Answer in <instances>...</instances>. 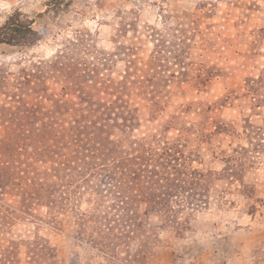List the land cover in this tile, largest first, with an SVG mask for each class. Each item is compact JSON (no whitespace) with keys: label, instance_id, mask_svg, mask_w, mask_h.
Segmentation results:
<instances>
[{"label":"rangeland","instance_id":"rangeland-1","mask_svg":"<svg viewBox=\"0 0 264 264\" xmlns=\"http://www.w3.org/2000/svg\"><path fill=\"white\" fill-rule=\"evenodd\" d=\"M16 11L37 38L0 44V140L22 138L5 162L39 180L50 116L87 118L140 156L132 166L174 168L184 190H171L169 217L142 197L135 226L119 228L97 215L114 212L94 178L56 192L54 219L46 200L19 210L13 187L0 264H264V0H0V25Z\"/></svg>","mask_w":264,"mask_h":264},{"label":"trees","instance_id":"trees-1","mask_svg":"<svg viewBox=\"0 0 264 264\" xmlns=\"http://www.w3.org/2000/svg\"><path fill=\"white\" fill-rule=\"evenodd\" d=\"M36 36L37 32L33 28V20L25 18L19 11L13 12L0 25V44H31L36 40ZM50 117V121L48 122L49 127L46 131L47 146L45 151L46 153L52 154V156H49L51 159H48L52 164L44 171L43 176L40 177L39 180L30 177H22L24 171L18 169L17 163V165L10 164L8 161L5 162L4 160L5 153L9 156L11 151H18V141L22 139L20 134L10 133L0 140V149L3 151L0 152V159H2L0 160V196L2 192H9L15 187L16 194L20 197L18 202L20 205L19 210L24 208L23 211L25 212H27V208L30 209L35 204H41V202L46 200L49 203L47 204L50 210L49 215L54 219L55 213L57 212V203L60 202L58 199L60 196L56 195V192L58 190L63 192L62 196H64V200H66L69 198L67 193L72 194L80 187V184H76L72 187L73 183L80 180L82 188H84L83 185L86 184V177H88L95 179V181L89 179L88 182L99 200L108 198V196L110 197L108 209L114 212L113 214H108L107 211H104L102 215L98 212L97 215L102 216L103 219H106V217L112 218V222L119 228H131V226H135L137 216L135 214V217H133L135 213L134 208L142 201V197L153 202V208L161 213L165 212L163 215L169 217V214L173 210V205L170 202V197L172 195L171 190L174 188L184 190V188L178 184L174 168L172 169L173 172H170L167 170L160 171L158 169V164H154V166L152 164H147L142 167L132 166V161L136 162L137 159H140V156L132 160L122 138L116 137L112 139V137H107L104 138V140L100 138V133L98 132H109L108 124L99 127L95 126L99 128L95 129L92 124V119L85 118L82 120L83 123L80 122L81 120L76 119L72 123H65L61 121L60 118ZM87 127H93L91 133L95 136L93 138H87L88 146H85L80 135L84 134V129ZM79 141H81L83 145H78ZM93 144L99 147L95 148ZM253 145L257 146L259 143ZM82 148L92 156L85 155ZM100 149H102L103 152L99 153ZM65 150H69L68 154H66L67 152L64 153ZM95 150H98V156H95ZM150 152L151 149L149 148L146 154L148 155ZM95 157L99 158V160H105L106 162H97L95 161ZM58 158L62 160L57 161ZM76 159H78V164L75 163ZM65 169L70 173L68 179L66 181L62 180V178L58 179L60 178V173ZM18 171H20V173ZM16 172L18 176L14 175ZM137 172L140 174L138 175ZM179 175L181 177L188 176L187 172L183 170H179ZM14 176H16V180H13ZM77 176L79 177L77 178ZM54 177H57V180H54ZM139 179H141V181ZM62 181L63 183H61ZM182 181L184 184H191L189 180ZM162 183L167 186L169 192L166 193V196L159 197L161 194L156 192V188L158 186H165L162 185ZM70 187L72 188L69 189ZM60 199L62 200V198ZM190 203L191 201L188 202V204ZM0 206H4V204L0 202ZM97 206H100V203H98ZM97 206L95 205L94 208L96 209ZM4 208L9 207L5 206ZM162 209L163 212L161 211ZM93 216H96L94 212L89 215L82 213L79 219L83 221L85 218H91ZM7 218L6 215L1 214L0 216V219L3 221L7 220ZM0 225H2V222H0ZM113 237L114 239L117 238L115 235H113Z\"/></svg>","mask_w":264,"mask_h":264}]
</instances>
